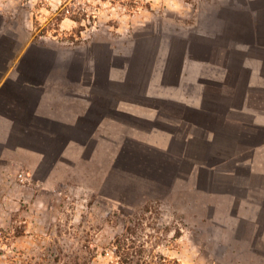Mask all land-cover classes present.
<instances>
[{
  "label": "crops",
  "instance_id": "0c3cea01",
  "mask_svg": "<svg viewBox=\"0 0 264 264\" xmlns=\"http://www.w3.org/2000/svg\"><path fill=\"white\" fill-rule=\"evenodd\" d=\"M195 18L175 25L161 47L164 27L154 48L121 52L101 41L79 49L32 39L0 8V167L47 188L76 184L87 195L94 189L84 184L125 182L120 166L132 167L146 150L155 155L157 163H144L159 169L161 198L181 191L214 214L225 204L213 199L223 197L257 222L264 0H220Z\"/></svg>",
  "mask_w": 264,
  "mask_h": 264
},
{
  "label": "rangeland",
  "instance_id": "374dc122",
  "mask_svg": "<svg viewBox=\"0 0 264 264\" xmlns=\"http://www.w3.org/2000/svg\"><path fill=\"white\" fill-rule=\"evenodd\" d=\"M0 1L32 39L79 49L101 41L121 52L154 48L163 27L160 47L171 42L175 25L191 26L201 8L220 2ZM134 161L119 168L125 182L84 184L94 189L87 195L76 184L47 188L0 167V264H264V216L243 220L223 197L213 199L225 204L214 214L181 191L161 198L159 169Z\"/></svg>",
  "mask_w": 264,
  "mask_h": 264
},
{
  "label": "flooded vegetation",
  "instance_id": "af4514ba",
  "mask_svg": "<svg viewBox=\"0 0 264 264\" xmlns=\"http://www.w3.org/2000/svg\"><path fill=\"white\" fill-rule=\"evenodd\" d=\"M149 59H150V57H149ZM141 154L143 155L141 160H143L144 162H146L148 164H152V162H155V160H154L155 155L152 152H149V151L146 152V150H145V151L141 152ZM228 185L233 187V186H235V182L228 184Z\"/></svg>",
  "mask_w": 264,
  "mask_h": 264
},
{
  "label": "trees",
  "instance_id": "16d2710c",
  "mask_svg": "<svg viewBox=\"0 0 264 264\" xmlns=\"http://www.w3.org/2000/svg\"><path fill=\"white\" fill-rule=\"evenodd\" d=\"M134 162H135V161H134ZM143 164H145V163H143ZM142 166H144V165H142ZM142 166H141V167H142ZM144 173H145V172H144Z\"/></svg>",
  "mask_w": 264,
  "mask_h": 264
}]
</instances>
